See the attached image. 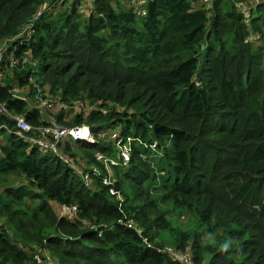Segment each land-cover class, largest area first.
<instances>
[{
  "label": "trees",
  "instance_id": "16d2710c",
  "mask_svg": "<svg viewBox=\"0 0 264 264\" xmlns=\"http://www.w3.org/2000/svg\"><path fill=\"white\" fill-rule=\"evenodd\" d=\"M44 1L0 0V125L53 116L89 126L94 144L66 138L64 163L0 130V264H42L37 251L55 264H183L166 245L193 264H264V0H147L145 15L133 0L62 2L35 19ZM114 131L131 138L125 167L101 137ZM98 154L119 162L111 185ZM72 167L101 171L93 193ZM177 211L197 228L173 226Z\"/></svg>",
  "mask_w": 264,
  "mask_h": 264
},
{
  "label": "built area",
  "instance_id": "2783aa9c",
  "mask_svg": "<svg viewBox=\"0 0 264 264\" xmlns=\"http://www.w3.org/2000/svg\"><path fill=\"white\" fill-rule=\"evenodd\" d=\"M94 0H45L40 7L38 8L35 19L41 18L44 14L50 12L55 6L60 5L62 2H78L80 5L84 6L87 3H92ZM147 0H133L134 7L137 9L139 14L145 15V9L144 4ZM207 2L208 0H203ZM258 0H255L254 7L257 6ZM241 9L245 17V22L247 23V26L249 25V18H250V7L247 6L246 3H238L237 4ZM31 28V25H27L23 31H28ZM248 35L245 37V42H249L252 45H260V42L262 40V34L260 33H253L250 30H248ZM9 40V42H11ZM13 51L9 54V57H11V64H13L15 61L12 58ZM3 56V51L0 47V59ZM14 96L18 99L27 100V97L21 92V90H16L14 92ZM41 104L44 107L46 111H51L55 107L53 105L52 100L50 99H42ZM1 108L3 109V106L1 105ZM47 123L40 125V126H31L28 124L24 117L22 116H14V121L16 123V128L14 130H10L7 128L6 125L2 124L0 125L1 129H7L14 133V135L20 137L23 139V141L32 146H37L41 151L43 152H49L53 155H57L60 159L63 160L64 163H68V159L64 157L60 151H59V145L60 143L65 140L66 138H73L76 141H83L85 143H93L94 138L93 134L90 131V127L86 125H77L74 127H66L62 125H58V123L54 120L53 116H47ZM101 137H104L107 140H113L115 141L117 147V151L119 152V155L121 157V163L126 164V162L130 159V141L131 138H128L127 141H124L123 138L119 135L118 132H112V133H105L102 132ZM98 161L103 162L105 165H114L119 166V162L116 158H111L109 155H103L98 154L96 156ZM73 172L82 174V177L86 180H89L91 182L92 175L99 176L100 170L96 167H92L90 169L83 170L81 168L72 167ZM111 177V175H110ZM108 173L106 171V175L102 177V182L105 185H111L112 184V178L111 182L107 180ZM84 180V179H83ZM85 181V180H84ZM110 192L112 194H116L119 199H121L119 192L115 191L113 188L110 189ZM59 216L62 218H65L67 220H71L75 218L77 214V206L76 205H62L59 207ZM120 223L128 224V227H131V224L133 222L131 220L124 221L119 220ZM138 232V230H137ZM139 233V232H138ZM162 251L168 252L172 257L179 260L181 263L182 255L188 254V253H181L177 252L173 249V247H163ZM45 254L43 251H37L34 254V259L42 264H55L51 257H47L46 260H43L42 256ZM184 264H193L191 261V256L188 254V261Z\"/></svg>",
  "mask_w": 264,
  "mask_h": 264
},
{
  "label": "rangeland",
  "instance_id": "374dc122",
  "mask_svg": "<svg viewBox=\"0 0 264 264\" xmlns=\"http://www.w3.org/2000/svg\"><path fill=\"white\" fill-rule=\"evenodd\" d=\"M233 1V0H232ZM262 19H264V14L262 16ZM264 40V39H263ZM264 44V41H263ZM111 158H116L115 155H109ZM105 169L108 173V178L107 180L109 182H111V169L109 167V165H105ZM123 167H125L124 164H122ZM123 167L119 168L120 172H123L125 169ZM80 168V167H79ZM101 172V171H100ZM104 176L106 175L105 172H101ZM115 176V174H114ZM116 177V176H115ZM85 180L86 185H90L91 188H89L90 193H93L95 190V187L92 186L91 182L89 180H86L85 178H83ZM123 189L128 192L129 194H131V192H133V189L135 188L134 186L130 187L129 184L127 182H124L122 185ZM53 206V205H52ZM53 209L55 210V212L58 214V205H55V207L53 206ZM168 209H170V207H168ZM180 214H183V219L180 216ZM167 218L170 219L171 224L173 226H178L179 228L183 229V230H194L197 228V219L194 218L191 214H187V213H181L179 211H177L174 215H167ZM122 220V219H120ZM138 232L141 233L140 229H138ZM165 237H168V233H164ZM165 247H171L170 245H166ZM182 263H186L188 261V254H183L182 255V259H181Z\"/></svg>",
  "mask_w": 264,
  "mask_h": 264
},
{
  "label": "clouds",
  "instance_id": "9594fccd",
  "mask_svg": "<svg viewBox=\"0 0 264 264\" xmlns=\"http://www.w3.org/2000/svg\"><path fill=\"white\" fill-rule=\"evenodd\" d=\"M261 34V33H260ZM84 125V124H83ZM90 131H91V129H90ZM88 144V143H87ZM90 144H94V142L93 143H90ZM58 211H59V207H58Z\"/></svg>",
  "mask_w": 264,
  "mask_h": 264
}]
</instances>
